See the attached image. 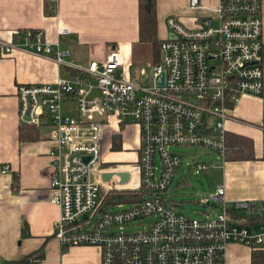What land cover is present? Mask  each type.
I'll use <instances>...</instances> for the list:
<instances>
[{"label": "built area", "instance_id": "1", "mask_svg": "<svg viewBox=\"0 0 264 264\" xmlns=\"http://www.w3.org/2000/svg\"><path fill=\"white\" fill-rule=\"evenodd\" d=\"M262 6L263 0H219L195 29L170 16L150 87L135 82L117 50L72 59L61 48L66 29L54 44L32 29L0 39V59L22 51L53 60L67 74L55 84L16 89L19 126L52 129L50 203L61 210L54 236L63 248L96 247L102 264H227L232 243L264 250V223L254 220L264 217V201L230 204L220 185L197 202L201 217L194 218L170 197L183 163L177 149L201 147L224 162L233 108L251 96L262 100L264 112ZM189 9L200 12V0H190ZM112 119L140 131L139 159L127 168H103V127ZM215 167L187 165L196 174ZM123 172L130 174L127 184L118 176L103 181V174ZM122 193L137 199L107 201Z\"/></svg>", "mask_w": 264, "mask_h": 264}, {"label": "crops", "instance_id": "2", "mask_svg": "<svg viewBox=\"0 0 264 264\" xmlns=\"http://www.w3.org/2000/svg\"><path fill=\"white\" fill-rule=\"evenodd\" d=\"M200 2L203 9L196 12L189 9L190 0H154L159 44L168 35L166 23L170 16L176 17L185 27L195 29L200 19L211 17L219 5V0ZM141 9V0H0V39L9 40L14 30L32 29L43 31L46 39L54 44L60 41L58 31L66 29L70 34L61 39V48L68 51L72 59L91 54L104 58L117 50L123 54L126 68L134 71L144 64V46L148 45L140 39ZM262 19L264 42V0ZM157 54L156 63L160 59L159 50ZM66 76L53 60L22 51L0 59V264H102L98 248L65 249L54 236L61 210L50 203L52 129L34 128L35 133L20 138L17 86L55 84L60 77ZM65 112L78 116L74 106ZM230 116L226 123L227 134L252 139L254 159L230 161L226 158L222 164L214 163L216 167L209 170H221L215 190L224 185L230 204L262 202L263 102L256 97H243ZM111 123L113 127H108ZM129 127L134 126H120L115 119L103 127V168H127L138 161L140 131L137 126L136 162L118 163L116 159L131 151L124 148L122 132V128ZM115 136H120L118 151L113 149ZM4 166L8 167V172L3 174L1 168ZM133 183L136 184L134 180ZM252 253L248 247L232 243L227 247L226 263L251 264ZM25 257H31V261L20 262Z\"/></svg>", "mask_w": 264, "mask_h": 264}, {"label": "rangeland", "instance_id": "3", "mask_svg": "<svg viewBox=\"0 0 264 264\" xmlns=\"http://www.w3.org/2000/svg\"><path fill=\"white\" fill-rule=\"evenodd\" d=\"M157 50L153 49L151 45L144 46L143 61L144 64L134 69L136 77L135 82L142 87H150L153 85L152 75L155 60L158 59ZM141 78V80H139ZM64 110H72L71 104H64ZM73 112V111H72ZM73 116V114H70ZM108 126V125H107ZM122 128L124 137V148L131 149V151L116 156L118 163H134L136 162V149L138 145L136 127ZM108 127H113L112 123ZM118 148L116 151H118ZM183 155L182 166L178 169L177 175L170 192V197L173 201L180 204V210L187 215L197 218L201 217L200 209L197 202L204 196L213 193L217 183L221 177V170L213 169L204 173L196 174L195 170H189L187 165L195 160L201 163H219L221 160L214 153L199 147H186L177 149ZM120 166V165H119ZM133 196V195H132Z\"/></svg>", "mask_w": 264, "mask_h": 264}, {"label": "trees", "instance_id": "4", "mask_svg": "<svg viewBox=\"0 0 264 264\" xmlns=\"http://www.w3.org/2000/svg\"><path fill=\"white\" fill-rule=\"evenodd\" d=\"M149 0H141L142 9L140 13V39L143 43L150 44L153 49L159 50V42L157 40L156 29V11L154 7V0H151V9L148 11L147 4ZM156 52V54H157ZM264 129V126H263ZM36 129L31 127H21L20 138L26 136V134L35 133ZM34 138V137H28ZM120 144V136L113 138V149L117 150ZM227 146L228 155L227 159L230 161H248L254 159V142L252 139L237 134H227ZM137 199V196L129 193L114 194L107 197V201L110 204H120L133 202ZM256 222L264 223V217L254 219ZM248 222H246L247 224ZM31 261V257H25L20 262L28 263ZM251 264H264V250L253 251L251 257Z\"/></svg>", "mask_w": 264, "mask_h": 264}, {"label": "water", "instance_id": "5", "mask_svg": "<svg viewBox=\"0 0 264 264\" xmlns=\"http://www.w3.org/2000/svg\"><path fill=\"white\" fill-rule=\"evenodd\" d=\"M147 9H148V11H150V9H151V0H149V2H148ZM116 176H118L121 179L120 182L123 185L127 184L129 182V180H130V174L127 173V172L118 173V174H116V173H106V174L102 175V178H103L104 182L108 183V182L112 181V179L114 177H116Z\"/></svg>", "mask_w": 264, "mask_h": 264}]
</instances>
